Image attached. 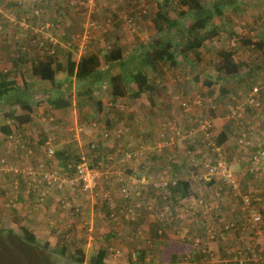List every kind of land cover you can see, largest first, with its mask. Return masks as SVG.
<instances>
[{"label": "crops", "instance_id": "0c3cea01", "mask_svg": "<svg viewBox=\"0 0 264 264\" xmlns=\"http://www.w3.org/2000/svg\"><path fill=\"white\" fill-rule=\"evenodd\" d=\"M13 1V0H11ZM10 0H0V9L2 12V16L0 17V73L7 77L8 80L14 81V87H16V91L18 92H25L27 91V95H29L27 100L18 99L17 96L7 97L6 100L0 98V127L5 126L8 131H10L11 134L5 136L0 128V150L1 152L6 153L9 161H15L16 156H22V151H19L18 146L14 147L12 145H8L9 139L13 138L16 135L14 128H19L20 130L26 131V129L30 130L34 136H37V138L40 140H43L44 138H49L50 141L53 143L52 148L56 150V152L61 151L64 155H67L68 152H75V151H67L68 145L75 148L76 151L80 152H86L81 151L82 147L81 144L86 142L84 146L88 149L89 143H94L96 148L101 149V151H96V154H98L96 160H98L99 157H105V155H108L106 158H109L111 156H115V152H119L117 155L118 160L122 161L120 163L123 164V172L126 175H130L132 178H130L133 182L128 183L130 191L132 192L133 197H142L144 192H147L143 190L142 187L146 182H150V179H146L145 176L139 174H142L144 170L148 168V170H154L153 168H157L156 163L158 161H161L164 154H166V151H180V140H182L181 136L175 135L173 130H170L166 126L163 127L164 132L162 136V125L161 123L164 121H170L173 123L174 127L179 129L181 127L180 131L181 133L186 132L184 129L189 128L190 134L186 135L185 142L189 144V147H193V150L188 149L187 152L188 158L191 160V164L197 165L196 167H189L187 170L189 173L185 178L189 180V189L191 194L188 197L185 198H177L176 201H170V203H175L178 201L184 202H190L192 204L195 203L198 197L202 198L203 200H211L216 197L218 202L220 203L219 209L209 216V218L206 217L205 214H203L202 209L200 205L197 204V206H193V208L201 213V219L202 217L205 219L206 224H211L213 228L216 229L215 223H223L229 220H242L245 218L247 213L240 209L239 202L236 196L233 195L232 192L228 190V187L225 186V183H223L222 179H220V175L215 174L211 178L207 179L206 177H202L203 174L200 173V166L199 162L195 160L194 154L202 148L205 147V150H209L206 147L207 141L204 138L203 132L200 131L197 128V118L198 116L205 117L207 115H201L204 112L201 113V106H205V97L201 95L202 100L205 102L204 105H199L197 107H193L189 113H182L179 119H163L160 123L158 122L155 129V135L154 140L151 142H143L140 138L141 135H137V132L134 131L133 128L123 127L124 130H120L115 125H113L111 128V131L103 130L104 128L97 129L94 128L95 124L91 122V119L93 118L91 114L82 117H78L75 115V110L72 108V111H69L70 103L66 106L55 108L50 104L49 101L43 100L38 101L36 94L42 96L40 93H51L55 90V88L59 87L60 90L58 92H63L66 90L64 83L65 77H67L66 74V60L69 58L71 61L77 62L81 57H84L88 54H92L96 56L98 59V65L96 66L97 71L102 76L99 79L89 81L88 79L85 80V83L82 85L85 87L86 82L91 87L90 92V98H86L83 100V104L87 106L88 110H91L92 107H98L101 104L99 97L94 92L95 90L103 91L105 95L109 98V103H116L120 102L121 100L124 101V99L128 98L127 94L122 97H112L109 93V84H108V77L110 74H115L118 72L119 69V62L122 58H125L127 55L124 54L125 51L122 50L121 44L118 42H110L109 45H106V49H112L114 47H117L120 50L121 58L120 60L110 61L106 62L104 60V48L102 52H99L92 46L93 42H95V36H100V32L97 33V35H93L91 38L93 40L91 41V45L88 46L86 43H88L85 39L83 41L84 49L79 48L78 43L76 45H72L69 48L65 46L64 42L66 39L71 38L73 36H80L82 34V30H85V23L83 28L79 29V24L83 25V17H78V14H73L70 11V8H68L67 5L63 4V7H53L50 8L49 6H52V3L49 4V6H45L42 4V8L45 11V14L42 15V12H40L42 16H50V20L57 21L58 23H50L51 26H49L47 29H43L45 20L40 19L38 15H35L33 13V9H31V4L29 0H26L24 5H17ZM72 1V0H71ZM104 0H92V5L88 6L89 0H79L78 2H82L83 7H87V11H91L92 8H95L97 19H101L102 21L109 20V17H107V14H112L110 9H107V11L101 13L106 8L104 5H102ZM17 2H20V0H17ZM236 2V1H235ZM234 2V3H235ZM255 2V8L258 7L257 2L258 0H253ZM251 2V3H253ZM46 3V2H45ZM116 4L113 5V7L118 8V14L121 13L124 5V0H116ZM251 3H248L249 7L254 6L251 5ZM259 3V2H258ZM233 7L235 5H232ZM108 7L112 9V4H108ZM209 5L206 6L208 8ZM225 7H229L225 6ZM225 7L221 8V19L220 17H217L216 15L211 16V21L214 23V25L218 26L217 34L213 36L211 39H213L210 43L220 44L217 47V50L220 48L224 49H231L233 51L234 59H237L239 62L242 63L240 68L238 69V72L232 76H227L229 80H232L235 78V76H245L249 66L251 63H257L263 65L264 68V21L256 23L257 29L253 30L252 24L250 22L245 23L246 29L243 34H246L247 38L244 39L243 44L238 45L237 50L234 51L231 47H234L236 45L231 44L232 38H227V34L230 30L233 28H230L229 21L225 19L224 15L225 12L223 11ZM40 8V9H42ZM59 8V9H55ZM51 10V11H50ZM113 10V9H112ZM114 11V10H113ZM238 11V10H237ZM240 12V10H239ZM249 11H246L248 13ZM264 4H261V6L258 9V14H262L264 16ZM26 16H31V20L28 22L29 25H27L32 32H35L36 36L34 39L30 36L31 30L25 29L21 26L19 28L20 22L19 20H22ZM35 16V17H34ZM87 17V16H86ZM247 20H250L249 17H245ZM255 18V17H252ZM86 21V20H85ZM217 21V22H216ZM97 22V21H96ZM251 29L250 31H248ZM238 30H242L241 28H238ZM63 35H60L62 34ZM248 31V32H247ZM260 31V32H259ZM255 33V37L252 38V35ZM258 33L261 34V36H258ZM55 34V35H54ZM72 35V36H71ZM46 36H54L57 38V45L54 47V50L52 53H49L48 48L45 47V39ZM70 36V37H69ZM218 39V41H216ZM74 40V39H73ZM88 40V39H87ZM209 43V44H210ZM102 45L103 41L99 42L98 45ZM238 44V43H237ZM77 47V48H76ZM230 47V48H229ZM92 48V49H91ZM236 48V47H235ZM101 49V47H100ZM258 49V55L251 56L252 51L255 52V50ZM199 50H203L199 48ZM217 50L215 53H217ZM107 52V51H105ZM36 61L44 62L45 64H49V67L53 70V81L49 82L48 80H44L39 78L38 75L34 74L32 72V68L34 64L36 65ZM177 64H175L172 68L173 70L166 71L165 67L162 66L160 68V71L158 75L156 74V70L158 67L155 68L154 71L148 70L145 72L148 79V84H150V87L148 90L144 92L146 104L149 106V108L159 109L160 111L167 112V114L173 116L175 114L174 110H169V108L174 106L175 98H173L174 93H180L185 96L184 92H186V89L188 86L190 87L189 95L192 96L193 94H196L197 89H201V86L197 84V82H192L190 80L191 77H189V73H181L178 71L177 68H175ZM113 68H116V72L112 70ZM258 70H255L257 72ZM264 72V70H262ZM98 73V75H99ZM232 77V78H231ZM74 80V77H69L68 81ZM193 80V79H192ZM226 82V81H225ZM183 84L184 87H183ZM224 88H228L227 86H232V84H221ZM73 86V83H72ZM180 86V87H179ZM200 87V88H198ZM204 87V86H202ZM68 91V90H66ZM64 92V95H68V93ZM10 92H12L10 90ZM173 93V94H172ZM25 93H23L24 95ZM56 94V93H55ZM198 94V93H197ZM216 94V93H215ZM18 95V94H16ZM141 95H143L141 93ZM21 96V95H19ZM37 97V98H36ZM104 95H102V98ZM16 98V99H15ZM138 98V97H137ZM150 98H152V103L150 102ZM264 99V96L262 97ZM133 99V103L136 98ZM7 101V102H4ZM97 101V103H96ZM217 103L220 102V99H216ZM82 102V101H81ZM78 102V103H81ZM90 105L88 106L87 104ZM201 107V108H200ZM229 107V106H228ZM227 106H225V103L221 105L220 110H222V114L218 115L216 117L211 118V127H210V139L217 145L220 146L221 151H223V155L225 157V160L227 163H230L229 165H232L233 172L236 175L238 181H239V190L240 192H249L254 197V203L253 207L254 209L256 207H261L263 205V196H264V164H261L258 166V168L255 170L254 173H248L246 169L249 155L253 152L254 148L253 145L256 141H264V100L261 105L260 113L259 112H247L242 118H238L234 115L233 112H230L228 110ZM177 110L178 107H177ZM6 111L11 112L12 114H25L29 116V120L26 122H22L21 124L15 121L13 118L8 117L5 115ZM207 111V110H206ZM232 111V110H231ZM69 112H71L72 115H69ZM89 112V111H88ZM91 113V112H89ZM179 113V112H178ZM100 114H102L100 112ZM241 117V116H240ZM83 119L86 120V125H81V122L79 120ZM112 119V121L115 120L113 117H110L109 120ZM94 120V119H92ZM110 120V122H112ZM177 121V124L175 122ZM92 124H91V123ZM142 123H147L146 120L141 121ZM148 122L152 123L153 119L152 117H149ZM103 122L102 124H104ZM15 124L17 126H15ZM63 124V125H62ZM68 124V125H67ZM72 124H79L82 126V137L75 139V140H67V137L65 140L59 139L58 135H56L61 130L60 125H62V129L66 132L67 127ZM90 124V125H89ZM67 125V127H66ZM146 125V124H145ZM104 126V125H103ZM102 126V127H103ZM143 127V126H141ZM150 126L146 125V129ZM154 127V126H153ZM151 127V131L153 129ZM191 130H193V137L191 135ZM104 134V132H106ZM127 134L125 135L124 134ZM67 133V132H66ZM222 134V136H221ZM123 137V138H130L133 136L135 140H132L131 148L130 150H135L138 147H142L143 151V158L142 157H136V158H125L123 156V153L127 151L128 149L124 151H112L116 148L115 143L111 141V138L115 137ZM137 136V137H136ZM5 137V139H3ZM165 137V138H163ZM197 137V139H195ZM199 138V139H198ZM70 139V138H69ZM165 139L166 141H169L167 145L161 146L159 149L160 151H157L155 149V145L158 143L159 140ZM141 140V141H140ZM241 140V141H238ZM73 144H71V142ZM246 141H249V144H246ZM147 143V144H145ZM107 144V145H106ZM144 144V145H143ZM252 144V145H251ZM106 145V147H105ZM200 145L202 148H198L196 146ZM15 148V151H9L8 148ZM105 147V151H103ZM252 147V148H251ZM203 151V150H202ZM157 152H159L157 154ZM77 153V152H76ZM147 153V155H146ZM203 153V152H202ZM208 153V152H207ZM41 155V153H38ZM104 155V156H103ZM93 156V155H92ZM116 157V156H115ZM158 157V158H156ZM177 157L175 154L172 158L174 159ZM201 157L206 161L209 159V153L208 158H205L203 154H201ZM57 159L59 157L57 156ZM178 160V159H175ZM196 162H195V161ZM125 164V166H124ZM168 164V163H167ZM169 168L172 170L178 169L181 165H177V162L175 163H169ZM114 168L115 165H111ZM117 168V167H116ZM113 170V169H112ZM118 170V168H117ZM119 171V170H118ZM159 171V170H158ZM197 172V174L195 173ZM205 171V169H203ZM13 170L8 169L5 171L0 172V204L3 207V216L4 218L8 219L11 215H15L17 217V221H29V226L25 225L27 228L29 227L30 230L34 233V235H40L46 236L50 235L51 233L47 231L46 222L50 218L54 219H61L60 216H64V213L57 214L59 210L61 211H69L71 208L76 205L77 209L81 208L82 206H89V209L86 213L93 214L95 216V226H97L98 222H103L104 225L110 227H113V222L110 224H106L104 222V219L101 218V214L99 213V205L103 206L104 208L107 206L104 204L100 199L90 197L85 193H76L73 195L68 194V192L62 191H52L50 194H45L46 199L43 202L37 201V197L41 196L42 194L38 192V196L36 194H31L29 196H26L24 192L25 183L20 179V175L18 174H12ZM114 171H107L105 175L106 182L102 183L100 185V188L108 187L112 190L111 196L113 199V203L111 204L116 205L118 203L119 205V195L117 194L116 187L118 182L109 181L110 177L114 176L112 174ZM163 174H158V177H155L154 179H157L161 177L166 172V170H162ZM170 172V171H169ZM169 176V175H166ZM220 176V177H219ZM16 177V178H15ZM19 178L20 180H17ZM181 178V177H179ZM153 179V180H154ZM19 181V188H14L12 186L13 181ZM209 180V181H208ZM23 182L24 185H21L20 182ZM208 181V182H207ZM120 184H118L119 186ZM146 186V185H145ZM142 187V188H141ZM147 188V186H146ZM148 193V192H147ZM83 195V196H82ZM151 197L149 198V202L154 206V209H152V213L146 212H140L136 219H141L142 223H137L138 225L136 227H129V223L124 222L123 220H120L118 222H115V225L118 227L119 232L117 234H122V241L125 239L122 243H120V247L122 249L121 255L118 257H114L111 254L110 256H106V263L105 264H128L129 261L126 259L127 252L134 247L137 249H140V251H143L144 257L143 259L146 260V264H198L197 261L203 259H194L191 260L190 254H189V248L187 247V244L185 242L186 237L179 238L178 233L179 232H186V227L183 228L181 224L177 221L174 222L175 224L172 226L174 229L170 230V226L166 227L165 229L166 235L163 234V238L158 237L156 240L154 238V235L152 231L149 229V224L147 223V220H154V211L163 205L164 199L162 195L158 194H149ZM65 196L67 199L66 207L60 206V200L61 197ZM197 197V198H196ZM85 198V200L83 199ZM53 202L56 203V209H54ZM117 202V203H116ZM10 204V205H9ZM96 204L98 206V212L94 211L92 208ZM191 205V204H190ZM33 208H37V210L33 211ZM176 208V207H175ZM82 209V208H81ZM108 209V208H107ZM116 209V208H115ZM74 210V209H73ZM76 211V208H75ZM71 212H68L70 214ZM216 214H218L216 216ZM196 218L195 216L191 218ZM10 219V218H9ZM91 220V219H89ZM262 220L264 221V214L262 215ZM196 219L194 220V222ZM201 221V220H200ZM88 223V222H86ZM88 229H90L91 225L88 223ZM131 224V223H130ZM244 229L243 231H238L235 229H225L223 231V238L220 241H214L207 239L205 237L206 245L208 249L210 250L209 254L210 257L208 260L209 264H218L227 260H233V257L230 258V255L232 254L234 248L236 246H239L242 251L249 252V260L250 262L254 264H264V260L261 258V244L264 241V224L261 228L255 229L251 228V226L246 227V223H244ZM134 225V224H131ZM190 227L186 232L187 236L192 235H198L200 237L203 236V232L199 225L196 223L191 225V222L188 224ZM62 227L67 231V226H61L60 225H53V228L55 232H62ZM246 227V228H245ZM63 229V230H64ZM117 229V231H118ZM96 229L93 230L95 232ZM170 230V231H169ZM176 234V236L173 235ZM202 235V236H201ZM184 236V233H183ZM196 236V238H199ZM151 238V239H150ZM194 239V238H193ZM47 240V239H46ZM127 240V241H126ZM154 242H151V241ZM180 242V243H179ZM183 243V247L182 244ZM186 244V246H185ZM194 245V244H193ZM89 246V245H88ZM188 246H190L188 244ZM91 247V246H89ZM95 247V246H94ZM192 247H195L192 246ZM189 254V255H188ZM185 255L184 261H181L182 257ZM193 256V255H192ZM181 261V262H180Z\"/></svg>", "mask_w": 264, "mask_h": 264}, {"label": "trees", "instance_id": "16d2710c", "mask_svg": "<svg viewBox=\"0 0 264 264\" xmlns=\"http://www.w3.org/2000/svg\"><path fill=\"white\" fill-rule=\"evenodd\" d=\"M26 0H20V2H17V0H13L11 2L17 4V5H24ZM47 0H39V4L34 3V7L41 8L42 4L46 2ZM170 1V0H169ZM168 1V2H169ZM175 1V0H174ZM173 1V2H174ZM235 1L234 0H211L209 3V7L206 8V6L203 5L201 0H176L175 3L178 4V6H185V12L180 11L181 14L190 16L193 18L192 22H190L188 25L185 27V31L182 33L183 35L180 36V38H174L173 40V31L176 30V28H181L183 25L182 21H178L175 19H169L165 14L164 11L160 9H156L154 12V21L157 20L158 18L160 19V27H157V31H162L161 34H159L155 39H152L151 41H148L146 46H134L133 48H129L125 58H121L120 55V50L117 47L110 49H106L104 46V51H107L104 55V60L106 62L110 61H115V60H120L119 64V69L118 72L115 74H110L108 77V84H109V90L108 93L112 97H122L126 94L130 98H137L139 95H141L142 92H145L146 90L149 89L150 84H148V77L145 74L149 69L154 71L156 67L158 69L156 70V74L158 75L160 68L162 66H168V67H173L176 62H177V55H180L182 58H184V53L189 50L194 51L195 58H200V56L204 53L203 50L200 51L199 53V48L201 46H205L209 44L213 39H211L213 36L217 34L218 26L214 25V23L211 21V16L212 14L216 15L217 17H221V8L233 4ZM170 3V2H169ZM133 5V6H132ZM136 6V0L132 1L128 7H133L134 9L131 11V15L133 17V27L140 22L141 17L146 15V13H141L137 9H135ZM81 7L80 5L76 6V8ZM149 9V8H147ZM125 9H123L124 11ZM129 10V9H128ZM81 13V16L84 15V9L78 10L77 12ZM24 24H18L24 28L25 26L29 25L28 22L31 20V16H26L23 18ZM21 21V20H19ZM109 21V20H108ZM135 21V23H134ZM121 22V20H119ZM157 26L156 24H154ZM25 29H30L28 26L25 27ZM31 30V29H30ZM81 30V29H80ZM84 31L82 30V33ZM30 36L32 39L35 38L36 34L35 32H32ZM72 39L77 40V37L73 36L71 38H68L65 40L66 41H72ZM99 39L98 37L95 36V40ZM174 42L175 45V53L173 52L172 49H170L169 43ZM93 38H88L86 40L88 44L91 43ZM58 43V41H57ZM57 43L53 44V50L54 47L57 45ZM49 42L45 40V47L49 49ZM71 45H76V43H71ZM208 46V45H207ZM217 60L213 64L214 70L217 72H222L223 75L227 76H232L238 72V69L242 65L241 62H239L237 59H234V53L231 49H224L220 48L217 50ZM182 58L180 60H182ZM36 65L34 64L32 68V72L36 75L39 76V78L48 80L49 82L53 81V70L49 67V64H45L44 62L41 61H36ZM98 59L96 58L93 53L88 54L84 57H81L77 62L71 61V59L66 60V74L67 78L69 77H74L75 81H79V79H88L89 81L96 80L101 78L102 76L100 73L97 71L96 66L98 65ZM188 64V63H186ZM255 70H258L255 72ZM262 70H264L262 63L261 64H255L253 68H249L246 75L241 77V76H235L234 79H232V85L233 88L229 89L230 91L227 94V102L225 106H229L228 110L232 112L231 110L233 109L234 105L241 99L243 98L244 95H246L248 92L252 90V87L259 83L261 86L258 88L257 95L258 100H259V107H255L251 104H245L243 105L241 117L239 116L238 118H242L247 112L252 111L253 113L259 112L261 109V105L263 103V96H264V74H261ZM187 72V71H186ZM99 73V75H98ZM193 78L196 79V76ZM232 78V77H231ZM208 85L209 82H207ZM81 89L76 90V95L82 97L81 100L83 101L86 98H90V92H91V87L90 85L87 84ZM224 88V87H223ZM10 90L12 92H10ZM224 92L227 91L228 89L224 88L222 89ZM66 91V90H65ZM65 91L63 92H56L51 94V93H44V97L38 99V101H43L47 100L52 104L53 107L55 108H60L63 106H66L69 104V96L66 94L64 95ZM68 91H66L67 93ZM23 93H25L23 95ZM18 94V95H16ZM21 95V96H19ZM199 95V94H198ZM12 96H17L18 99H23L27 100L29 95H27V91L25 92H18L16 91V87H14V81L13 80H8L6 76L0 73V98L6 100L7 97H12ZM28 96V97H27ZM38 97L39 95L36 94ZM36 97V98H37ZM187 98L186 100L189 102L192 98ZM201 98V96L199 95ZM16 99V98H15ZM87 100V99H86ZM182 99H180L179 106L182 107L181 102ZM7 102V101H4ZM150 102L152 103V98H150ZM200 106L204 105V101L200 100ZM89 103V102H88ZM97 103V101H96ZM80 104V103H78ZM183 108V107H182ZM260 113V112H259ZM6 116L13 118L15 121L18 123L26 122L29 120V116L25 114H12L11 112L6 111L5 113ZM201 116H198L197 119H200ZM108 120V121H107ZM104 121L107 122V124L110 122L108 118H106ZM15 126H17L15 124ZM1 131L5 136L11 134L10 131L7 130L5 126L2 125ZM181 127H179V130ZM15 134L19 137H17V144L22 143V146L19 148V151H22V156L24 155L26 159H32L35 158L36 162H42L43 164L46 165V167L50 166H55L52 164V158H47L45 153L40 151L38 149L39 144L41 143L42 140L39 141L37 136H34L32 132L28 129L26 131L20 130L19 128H14ZM186 132L189 130V128L184 129ZM165 134V132H164ZM222 136V134H221ZM165 138V137H163ZM5 139V137H3ZM48 138H44L43 140H46ZM185 139V138H184ZM189 140V139H187ZM94 144V143H93ZM90 145V143L88 144ZM89 148V146H88ZM95 144L93 148V156L91 157V161H88L90 164L95 163V160L97 158V154H95ZM30 150L31 153H27V151ZM54 150V149H53ZM161 149H158L157 151H160ZM0 150V155L4 156L6 158V162L9 164L12 163V161L8 160V157L5 156L4 152H1ZM53 158L57 156L59 159H57V163L59 164L60 167H65L66 163L68 160L67 155H64L61 151L56 152L54 150ZM192 152V151H191ZM38 153H41L38 154ZM140 155L139 157H144ZM189 154V152H188ZM147 155V153H146ZM21 156V158H23ZM40 156V159H39ZM68 158V159H67ZM158 158V157H156ZM39 159V160H38ZM38 160V161H37ZM233 172V171H232ZM248 173H254L255 171L253 170H247ZM234 173V172H233ZM13 174V172H12ZM115 178L117 177L114 174ZM170 177L176 178L173 176V174L169 175ZM132 178L130 175H126L121 181H117L118 184H120L116 187L117 194L119 195V205L118 203L116 205H111L113 203L112 196H110V199L108 201H102L104 204L107 206L104 208L101 205V210H102V219L104 217V222L106 224H110L111 222L114 223L112 225L113 227H110V225L105 228V231L102 232V240H104V245H97L94 248H91L88 261L85 264H105L106 261V256H110L111 254L117 252L118 256L121 255L122 249L120 247L121 243V238L122 234H117L119 232L118 227L115 225V222H118L120 220H123L124 222L134 224V227H136L140 222L141 219H136L137 216L139 215L140 212H144V214L148 211L152 213V209H154V206L149 202V198L151 197L149 194H160L162 195L164 199L165 205H168L170 201H176L177 198H185L188 197L191 192L189 189V180L187 178H176V182L173 185H168L166 187H158L154 186V180H151L150 182H146L142 187L144 188L143 190L147 191L144 192L142 197H133L132 192L130 191L128 183L130 182L129 179L127 178ZM161 177H164L163 175ZM159 177L158 180L161 178ZM236 177V175H235ZM16 178V177H15ZM211 178V177H210ZM237 178V177H236ZM17 180H20L17 178ZM210 180V179H209ZM208 180V181H209ZM238 180V179H237ZM110 179L108 180V182ZM207 181V182H208ZM239 183V181H238ZM21 185H24V183L21 181ZM147 188H146V186ZM226 185V183H225ZM227 186V185H226ZM240 186V184H239ZM107 187V186H106ZM104 187V188H106ZM141 187V188H142ZM120 188H125L127 192V197H123L121 194H119V189ZM110 190V189H109ZM228 190L231 192V189L228 187ZM111 193V190H110ZM218 195V194H217ZM237 199L239 198V194L236 195ZM216 198H218L216 196ZM253 198V196H252ZM170 201H169V200ZM188 199V198H187ZM185 199V200H187ZM178 201L179 205H182V203L185 201ZM239 202V199H238ZM263 205L261 207H256L254 209L253 203L254 201L251 202V207L253 210H256L260 213V221L259 222H249L246 227L251 228H261L264 224V221L262 220V215L264 214V196H263ZM97 205L95 204L94 207ZM191 208L190 210H193V206L190 205ZM183 207H187V204H184ZM108 208V209H107ZM116 208V209H115ZM169 209L174 215L176 214V211L174 208L170 207L169 204ZM219 209V208H218ZM217 209V210H218ZM101 210L99 209V213L101 214ZM215 210V212L217 211ZM155 212V211H154ZM201 213L199 210H193L191 213H188L185 218H188L191 222V225L194 224V220H191L192 217H196L198 220L199 227L202 230V234L204 237H200L199 239L202 241L203 238L206 236L204 235L205 233V227H206V222L205 219L202 217L201 219ZM201 220V221H200ZM179 221V218L177 216H174L169 223H166L165 221H159V220H151V223H149V229L152 231L154 237H157L163 233V230L165 227H172L175 223ZM138 223V224H137ZM224 223H215V227L217 230L214 231V234H212V238L210 240L214 241H220V237L218 236V231L221 229V226L223 227ZM234 225L232 227H229L230 229H235L238 231H243L244 229V222L242 220H236L233 222ZM172 225V226H171ZM189 225L186 226V232L189 229ZM245 227V228H246ZM227 228V229H229ZM118 229V231H117ZM225 230V229H224ZM186 232H184L183 238H187L188 236L186 235ZM61 239L56 241L55 248H49L47 243H39L40 241H37L35 238L34 234L31 233L30 230L27 228L18 225L17 229L14 230V228L11 227H5L0 226V264H83L85 260V254L86 251L82 248V246H74L72 247V251H70L71 246L66 242V239L64 240V237H67L66 232H63V234L60 235ZM185 239V243L190 245V242L192 240H187ZM200 241V243H201ZM203 242V241H202ZM199 242L195 247H192L191 245L188 247L189 248V254L191 257V260L194 259H203V261L199 260L197 261L198 264H209L205 263V260H209L208 257H210V250L208 249L206 243V246H201ZM193 244V242H192ZM47 245V246H46ZM23 247H28L27 249H23ZM30 250V251H29ZM29 251V253L27 252ZM134 253V258L132 259L131 253ZM261 257L264 255V249L262 248L261 244ZM188 254V255H189ZM127 257L129 263L128 264H146V260L143 259L144 253L143 251H140V249H137L134 247L133 249L129 250L127 252ZM193 255V256H192ZM249 252L242 251V249L239 246H236L230 255V258L233 257V260H227L218 264H254L250 262L249 260ZM27 257V258H26ZM181 261H184L185 255L181 258ZM264 260V259H263ZM20 261V262H19ZM180 261V262H181Z\"/></svg>", "mask_w": 264, "mask_h": 264}, {"label": "rangeland", "instance_id": "374dc122", "mask_svg": "<svg viewBox=\"0 0 264 264\" xmlns=\"http://www.w3.org/2000/svg\"><path fill=\"white\" fill-rule=\"evenodd\" d=\"M3 1H6V0H3ZM31 1H34V0H31ZM78 1L79 0H72V1L71 0H47L46 3L45 2L43 3V5L48 7L49 4L52 3V6H49L50 8L63 7V4L67 5L73 14H78L79 18L83 17V25L79 24V29L83 28L86 18H88L89 20H96L97 21L96 23L101 25V27H103V30H104V31H101L99 29L98 31H96L97 33L100 32L101 34H100V36H98L99 39L95 40V42H93V44H92V46L95 45V47H93V49H95L99 52L103 51L102 46L105 47L106 45H109V43L113 42V41L115 43L118 42L119 44H121L120 46H121L122 50L126 51V52L128 51L129 48H133L134 46H138V45L139 46H146L148 41L155 39L159 34L162 33V31H157V27H160V25H161L160 19L158 18L155 21L153 19L154 18V12L156 9H160L161 11L163 10L164 14L169 19H175V20L183 22V25L181 26V28H176V30L173 31V40H174V38H180V36L184 34L183 32L185 31V28H186L185 26L188 25L193 20V18H191L190 16H187L186 14L185 15L181 14L180 11L185 12L186 8H185V6H178V4L175 3L176 0L175 1L174 0H170V1L169 0H150V2H147L149 9H147L146 15L141 17L140 22H138L133 27V29H130V28L126 27L122 23V21L119 22V20H121V19H119L118 15L121 14L122 12L128 10V9L129 10L132 9L133 7H128V5H130V3L134 0H124L123 9H125V10L123 11V9H122L121 13L119 12L118 14H116V12H118L117 11L118 8L116 6L113 7V5L116 4L115 3L116 0H104L102 5H104L106 9L104 11H102L101 13L107 11V9H110L111 10L110 12L112 14H109V13L107 14V17H109V21L108 20L102 21L101 19H97V16H96L97 10H95V8H92V10L90 12H88L87 8L83 7L82 2L80 3ZM210 1L211 0H201V2L203 3L204 6L209 5ZM234 1H236V2L229 5V7H225L223 11L225 12V15H224L225 19H227L230 22L229 23L230 28H233L227 34V38L228 37L230 39L232 38V41H231L232 46L235 45V43H236V45L234 47H231L234 51H236L238 48L237 46L240 44H243L244 39L250 40V38H247L246 34L242 33L246 29L245 23L250 22L252 24L253 30L254 29L256 30L257 29L256 23L264 21V16H262V14H258V9L261 6V4H264V0H258L259 3L257 2V5H258L257 8H255L256 5H255V2H253V0H234ZM251 2H253V3H251ZM35 3L39 4V0H36ZM248 3H251V5H254V6L249 7ZM108 4H112V9L114 11L110 7H108ZM78 5H80L81 7L76 8V6H78ZM232 5H235V6L233 7ZM30 8L32 9V6ZM55 9H59V8H55ZM82 9H84V15L83 16H81L80 11L77 12L78 10H82ZM239 10H240V12H239ZM246 11H249V12L246 13ZM40 12H42V15L45 14V11L43 8L40 9ZM40 14L41 13L38 14L39 18L45 20V22H49V24L50 23H54V24L58 23L57 21L50 20L51 14H50V16H42ZM212 15H214V14H212ZM0 17H3L1 9H0ZM245 17H249L250 20H247ZM252 17H255V18H252ZM219 19H221V17ZM134 23H135V21H134ZM154 24H156L157 26H155ZM49 26H51V25H49ZM238 28H241L242 30H238ZM250 30L251 29H249L248 31H250ZM60 32H62V31H60ZM97 33L95 35H97ZM60 35H63V32ZM258 36L260 37L261 34L258 33ZM254 37H255V33L252 35V38H254ZM80 40H81V38H80ZM101 41H103V44L98 45V43ZM170 41H172V39ZM216 41H218V39ZM68 42H73V39H72V41H68ZM64 43H66V42H64ZM86 45L90 46L91 44L86 43ZM207 45L200 47L201 49H203L204 53L200 56V58H197V59L195 58L196 53L192 50H189L187 52H183L184 58H182L180 55L176 54V57L178 60L176 62L177 66H175V68H177L178 71L181 73H185L187 71V73H189V77H191L190 80L192 82H197V84L199 86H201V89H197L195 92L196 94H193L192 96H188L189 91H190L189 86L186 89V92H184L185 96L180 94V93H174V94L172 93L173 94L172 97L176 99L174 102V106L169 108V110L175 111V114L173 116L167 114L166 111H164V114H163V111H160L159 109H154L151 107L149 108V106L146 104L144 92H142L143 95H139V97L135 99L134 103H133V99H131L129 96H127L128 98L124 99V101L121 100L119 103L116 102L115 104L114 103L110 104L108 101L109 98L107 97V95H105L103 93V91H100L98 89V90H95L94 92L99 97V99H97V100H100L101 104L98 107H92L91 110H88L87 106H85L83 104V101L81 100L82 97L76 95V90L81 89L83 87L82 85L85 83V80L79 79V81L77 82V81L72 79V80L68 81V78L65 77V79L63 80L64 81L63 84L65 85L66 90H68V92H69L68 101L71 104L69 111H72V108H73L75 110V115H77L78 117H82V115L84 116L85 114H83V113H86V112H87L86 115L91 114L93 117L92 119H94V120L91 119V122L95 124L94 126H96V127H94V128H97V129H100V127H101V128H104L103 130L111 131V129H112L111 127L113 125H115L120 130L121 129L124 130V128H123L124 126H125V128L131 127L134 129V131L137 132V135H141L140 139L143 142H147V143L151 142L152 140L155 139L154 138L155 129H156V125L158 122L160 123L165 118L173 120V117H174L175 120L179 119L182 116L181 115L182 113H189V111L193 107L199 106L193 102L194 101L193 98L189 102L186 100L187 98H191L193 96L199 97V95L200 96L203 95L205 97L204 99H205L206 105L201 106L202 107L201 113L205 111L201 115H208L211 118L216 117L218 115H221L222 110H220V107L224 103L226 104L227 94L230 91L229 89L233 88V86L235 84H233L230 87L227 86L228 90L225 92L222 90L224 88L221 84H224V86H226L227 83L232 84V81L229 80V78L226 77V75H223L222 72H217L213 68V64L218 58L217 54L215 52L217 50V47L220 44L213 45L210 43ZM169 46H170V49H172L173 52L175 53L176 51H175V45H174L173 41H172V43H169ZM100 47H101V49H100ZM200 51L201 50H199V53H200ZM105 53L106 52L104 51V54ZM258 53H259L258 49L255 50V52L252 51L251 56L254 57V55H256V54L258 55ZM124 54H127V53H124ZM181 58H182V60H180ZM186 63H188V64H186ZM255 64L256 63H251L249 68H253ZM165 69H166V71L173 70L172 67H168V66H165ZM112 70L115 71L116 68H113ZM261 74H264V72L262 71ZM194 76H196V79L193 78ZM207 82H209L210 85H208ZM72 83H73V86H72ZM184 85L185 84H183V87H184ZM202 86H204V87H202ZM198 88H200V87H198ZM59 90H60L59 87L55 88V90L52 91V94L58 92ZM40 94L42 95L41 96L42 98L45 96V95H43V93H40ZM102 95H104L103 98H102ZM41 97L39 95L37 100L40 99ZM180 99H182L181 102L186 103L187 107L185 109H183L182 107L179 106ZM216 99H220V102L217 103ZM78 102H81V103L78 104ZM87 105L89 106L90 103ZM177 107L179 110H177ZM88 111L91 113H89ZM100 112L102 114H100ZM70 114H71V112H69V115ZM72 117H74V115H72ZM110 117H113V119L115 118V120L112 121V119H110L112 122H109L107 124V122L104 120L106 118L109 119ZM149 117H152V119H153L152 123L148 122ZM144 120L147 121V123H145V124L150 126L147 129H146V125L141 122ZM79 121L81 122V125H82V123H83V125L88 124V123H86L85 119H83V121L82 120H79ZM103 122H105V123L102 124ZM175 124L179 125L177 123V121L175 122ZM62 125H60L61 130L57 131L58 133L56 134V135H58V137H60L59 139L65 140L67 137H69L70 139L67 138L66 141L69 142V140H74L73 138H71L69 136L68 131H66L67 132L66 133L62 129ZM67 125H66V127H67ZM69 126H73V125L70 124ZM141 126H143V127H141ZM151 127H153L152 131H151ZM192 132H193V130H191V135L193 137L194 134ZM124 134H125V132H124ZM125 135H127V134H125ZM80 137H82L81 132H80ZM116 138H117L116 141H115V137L111 138V141L113 143H115V145H116V148L112 151H124L126 149H128V150L132 149L131 143H132V140H135V138H133V136H131L130 138H123L122 136L116 137ZM195 139H197V137ZM185 140H187V139H185ZM185 140L182 139L179 142L180 148H181L180 151H166V154L162 155L163 156L162 160L158 161V163H156L157 168H153L154 170H148V168H147L146 170H144V172L142 174H139V176L143 175L146 177V179L151 180L152 178L154 179L155 177H158V174H160V173L163 174L162 170H166V172L164 173L166 175L173 174V176L176 177L177 179L179 177L185 178L187 176V174L189 173L187 171V170H189L188 168L197 166V165L191 164V160L187 156L188 155L187 152H191V151H188V149L193 150V147H189V144L187 142H185ZM73 142L74 141H72L71 144H73ZM86 142L82 143L80 146V147H82L81 151H86V152H80L79 153L78 151L75 150V148L68 145L67 151H75V152H68L67 153L68 158L70 160H74V159H76L82 155V156H84V158L87 161H91L92 155H91L90 151H88L87 147L84 146L85 144H87ZM147 143H145V144H147ZM52 145H53V143H52ZM106 145H105V147H106ZM105 147H104L103 151H105ZM196 147H198L200 149L202 148L200 145L199 146L197 145ZM8 149H9V151H15L14 150L15 148H12V147H10ZM202 150L196 152L194 154V157H195V160L197 162H199L200 165L202 163V165L200 166V170H199L200 173L199 174L204 175L203 169H205L204 168L205 160L203 159V157H201V154H203V156H205V158H208L209 150H205V147L202 148ZM96 151H101V149L97 148ZM118 153L119 152H115L114 155L116 157L111 156L110 159L106 158L108 155H105V157H99L98 160H96V159H94V160H95L96 164L103 167L102 169H107L108 171L111 170V171H114V172H112V174L115 173V174L120 175L122 177H126V174L122 170L123 164L120 163L122 161L118 160V158H119V157H117V156H119V155H117ZM158 153L159 152H157V154ZM95 154H96V152H95ZM174 154L177 157H175L174 159H170L173 157ZM5 156L7 157L6 153H5ZM54 156H55V154H54ZM97 156H98V154H97ZM22 157L23 158H21V156H16L15 159H17V160L13 161L12 164L22 166L23 164H26L27 162H34V163L36 162V160H35L36 157L32 158V159H30V158L26 159V157L24 155ZM39 159H40V156H39ZM175 159H178V160H175ZM175 161L177 162L178 166L179 165H181V166L176 170L175 169L172 170L171 168L168 167L169 166L168 164L169 163L174 164ZM51 162H52V164H54L56 166L58 165L57 167H60L59 164L57 163L56 157H54ZM229 164L230 163H228V168L231 171H233L232 165H229ZM261 164H264L263 159L261 161ZM111 165H115L119 171L117 170L116 167L110 168V167H112ZM124 166H125V164H124ZM195 173L197 174L196 171H195ZM203 175H202V177H203ZM220 179H222V178L220 177ZM114 180H116L115 176L110 177V181H114ZM104 181H105V183H107L106 179L104 178L101 181V184L104 183ZM222 181H223V183H225V181L223 179H222ZM158 182H159L158 178L154 179V183L157 184ZM0 187H1V183H0ZM111 192H112V190H111ZM68 194H70V192H68ZM199 198L200 197H198V199ZM83 199L85 200V198H83ZM184 204H187V207L190 204L193 206H197V204L194 205L188 201V202H183L182 205H179L178 202H175V203L172 202V203H170V207L174 208V210L178 214L179 210L184 208L183 207ZM218 204L220 206L219 202H218ZM53 206H54V209L58 208V207H56V203H54V202H53ZM3 207H4V205L1 206V204H0V226L4 225L5 227H11V228H14V230L17 229L18 225L23 226L25 228H27L25 225L29 226V221H26V222L25 221H23V222L17 221L16 220L17 217L15 215H11L9 217L10 219L4 218L5 215L4 216L2 215L3 214ZM75 208H76V211H75ZM81 208L77 209V206L74 205L71 208V210H69V211L59 210L57 214L64 213V216H60L61 219L50 218L46 222L47 231L50 232L51 234L48 235L47 238H46V236L40 237V235H34V236L37 239V241H40L39 243L45 242V243H47L49 248H55L56 241L61 239L60 235L63 234V232H66L67 237H64V240L66 239V242L69 244V246H71V247H69L70 251H72V247L80 246V245L86 251L85 260L83 263V264H85L88 261V257H89L91 248H94V246H97L98 244L104 245V240H102L101 235H102V232L105 231V228H107V226L104 225L103 222L101 223L98 221H97V226H95L94 225L95 224V216L93 214L86 213L89 209V206H85V207L82 206ZM92 208L95 212L96 211L98 212V209H97L98 206L94 207L92 204ZM99 208H100V210L102 209L100 205H99ZM34 210H37V208H33V211ZM68 212H71V213L68 214ZM244 212H246V210H244ZM217 215L218 214H216V216ZM101 216H102V210H101ZM89 219H91V220H89ZM103 219H104V217H103ZM195 219L196 218H193V220H195ZM229 221H232V220H229ZM229 221H226V222H229ZM86 222L90 223V225H91L90 229H88L89 224ZM142 222H140V223H142ZM178 222L181 224V226L183 228H185L190 223V220L188 218L183 217V218H179ZM147 223L148 224L151 223V220L150 219L147 220ZM195 223L196 224L199 223L197 219H196ZM53 225H60V227L61 226H64V227L67 226V229H66L67 231H65V229L62 227V232H55ZM129 227L132 228V227H134V225L129 224ZM27 229L30 230L29 227ZM94 229H96L95 232H93ZM165 229L167 230L166 227H165ZM165 229L163 230V233H161L158 237L163 238L162 235L163 234L166 235L167 231H165ZM169 229L173 230L174 228L170 227ZM31 233H33V232L31 231ZM183 233L184 232L178 233L179 238L183 237ZM173 235L176 236V234H174V233H173ZM196 236H198V235H196ZM196 236L195 235H192V236L189 235L187 240L190 241L193 238L196 239ZM154 238L156 240L158 239L157 237H154ZM124 240L125 239H123V241ZM123 241L121 239V243ZM200 241L201 240L198 239L197 243L198 242L200 243ZM202 241L199 245L206 246L205 245V243H206L205 238H203ZM151 242H154V241L152 240ZM181 242H184V241H181ZM181 244L183 247V243H181ZM88 245L91 247H89ZM190 245L194 246L192 244V241L190 242ZM185 246H186V244H185ZM187 247H189V246L187 245ZM22 248L27 249V248H29V246L28 247L22 246ZM29 251H27V252L29 253ZM112 256L118 257V253H113ZM205 263H208V261L205 260Z\"/></svg>", "mask_w": 264, "mask_h": 264}, {"label": "built area", "instance_id": "2783aa9c", "mask_svg": "<svg viewBox=\"0 0 264 264\" xmlns=\"http://www.w3.org/2000/svg\"><path fill=\"white\" fill-rule=\"evenodd\" d=\"M33 13L35 15H38L40 13V8L34 7V3L36 0L31 1L29 0ZM147 2H150V0H136V6L135 9L140 11L142 14L147 12L148 4ZM92 5V0H89L88 6ZM87 8V7H86ZM134 8L130 10H126L118 15L119 19H121L122 23L130 28L133 29V17L130 14L131 11ZM92 10V9H91ZM90 12V11H88ZM85 30L84 32L77 37V40H73V42L66 41L65 46L70 47L72 46L71 43H78L79 48L84 49L83 41L85 39L92 37L94 34H96L99 29L101 31L103 30V27L96 23V20H89L88 18L85 19ZM24 19L21 20V24L26 25L24 23ZM49 22L44 23V29H47L49 27ZM76 37V36H75ZM81 38V40H80ZM47 42H49V53L53 52V44L57 43V38L54 36H46L45 39ZM261 85L259 83L255 84L252 87V90L248 92L246 95L243 96L233 107L232 112L236 117H239L242 113L243 105L245 104H251L255 107H259V100H258V88ZM195 96L193 98V102L196 105H199L201 102V98ZM196 98V99H195ZM200 98V99H199ZM183 109L187 107L186 103H182ZM211 118L207 115L205 117H201L200 119H197V128L203 132L204 138L207 141L206 147L209 149V159H207L204 163V175L203 177L209 179L215 174H218L221 176V178L225 181L227 187L231 189V192L234 196L239 194V207L241 210H246L247 215L243 219V222L248 224L249 222H259L260 221V213L256 210H253L251 207V202L254 201V197L252 198V194L249 192H240L239 190V183L237 178L235 177V174L228 168V163L225 160V157L223 155V151H221L220 146L215 144L210 139V127H211ZM162 125V136L164 129L163 127L166 126L170 130L174 131L175 135L181 136L182 139L187 138L185 137L187 134H190V130L187 132L181 133V131L177 128H175L173 123L170 121H164L161 123ZM68 134L71 138L78 139L80 138V132L82 131L81 125H73L67 127ZM70 132V133H69ZM104 132V134H106ZM15 140V139H14ZM17 141V140H15ZM241 141V140H238ZM169 141H166L165 139L159 140L158 143L155 145V149L158 150L161 146L167 145ZM246 144H249V141H246ZM52 142L50 139L42 140L39 144L38 149L45 153L47 158H52L54 155V150L52 148ZM252 145V144H251ZM94 144L90 143L88 151L90 153H93ZM253 152L249 155V160L246 166V169L255 171L258 166L260 165V162L262 159L264 160V141H256L253 145ZM27 153H31L30 150L27 151ZM142 147H138L135 150H127L123 153V156L127 159L129 158H136L140 155H142ZM93 155V154H92ZM65 167H57L50 166L46 167L45 164L42 162H27L26 164L16 165V164H8L6 162V158L2 155H0V172L11 169L15 172L22 173L26 179L29 180V186L36 187L38 184H41L47 188H54V189H62L65 184L69 185V189L71 191H80L83 193H87L90 196L98 197L101 200L108 201L110 199L111 193L108 187L106 188H100L101 181L105 178V175L107 173V169H102L103 167L93 163L90 164L84 156H79L78 158L74 160H68L65 164ZM256 168V169H255ZM115 174V173H113ZM117 175V174H115ZM164 177H161L159 179V182L156 184L154 183V186L156 188L158 187H166L168 185H173L176 182V178L163 175ZM124 177L117 175L116 180L121 181ZM129 183H132L130 177ZM119 194H121L123 197H127V192L125 188L119 189ZM217 196V195H216ZM41 200L42 197H39ZM196 203L200 205L203 214L206 215L207 218L212 214L213 211L217 210L219 208L218 199L215 197L211 200H203L202 198H199L196 200ZM191 206L188 205V207H184L183 209L179 210L177 215H174L171 210L169 209L168 205H163L162 207L158 208L154 212V219L159 221H165L166 223H169V221L174 217L177 216L178 218L186 217L188 213H191L193 210H190ZM235 221H230L228 223H224L223 227L221 226V229L218 231V236L220 239L223 238V231L226 228L232 227L234 225ZM218 229V228H217ZM213 228L211 224H206L205 227V236L207 239L212 238V234H214V231L217 230ZM199 239V238H198ZM198 239H193V244L197 245ZM262 248L264 249V241L262 243ZM117 253V252H115ZM132 259L134 258V253H131ZM264 259L263 257H261Z\"/></svg>", "mask_w": 264, "mask_h": 264}, {"label": "bare ground", "instance_id": "6f19581e", "mask_svg": "<svg viewBox=\"0 0 264 264\" xmlns=\"http://www.w3.org/2000/svg\"><path fill=\"white\" fill-rule=\"evenodd\" d=\"M17 137H19L18 135H17ZM17 137L16 136H14L13 138H11V139H9V141H8V145H12V146H14V147H16V146H18V147H21L22 146V143H20V144H17V141H15V140H17ZM15 139V140H14ZM13 173L14 174H18V175H20V179L26 184L25 185V187H24V192H25V194H26V196H29V195H33V194H36L37 196H38V192H40L42 195L41 196H39V197H42V199L40 200L38 197H37V201H39V202H43L45 199H46V195L47 194H50V192H52V191H59V192H62V191H67V192H70V195H73V194H76V193H80V191H71L70 189H69V185L68 184H65L64 185V187L62 188V189H54V188H52V187H50V188H47V187H45V186H43V185H41V184H38L36 187H31V186H29V180L28 179H26V177L22 174V173H19V172H15V171H13ZM12 186L14 187V188H19V181H13L12 182ZM81 193H83V192H81ZM46 194V195H45ZM85 194H87V193H85ZM88 196H90L89 194H87ZM91 197V196H90ZM93 197V196H92ZM94 198H97V199H99L98 197H94ZM60 206L61 207H66V203H67V199H66V197L65 196H62L61 197V200H60Z\"/></svg>", "mask_w": 264, "mask_h": 264}, {"label": "clouds", "instance_id": "9594fccd", "mask_svg": "<svg viewBox=\"0 0 264 264\" xmlns=\"http://www.w3.org/2000/svg\"><path fill=\"white\" fill-rule=\"evenodd\" d=\"M100 201H103V200L100 199ZM243 219H244V218H243ZM232 221H236V220H232ZM229 222H230V221H229ZM226 223H228V222H226ZM219 224H220V223H219Z\"/></svg>", "mask_w": 264, "mask_h": 264}]
</instances>
